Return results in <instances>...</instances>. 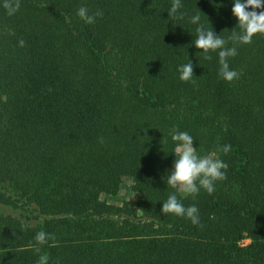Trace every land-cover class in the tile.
<instances>
[{
	"label": "trees",
	"instance_id": "trees-1",
	"mask_svg": "<svg viewBox=\"0 0 264 264\" xmlns=\"http://www.w3.org/2000/svg\"><path fill=\"white\" fill-rule=\"evenodd\" d=\"M233 3L0 0V264H264V34L228 41L232 82L195 47L198 26L240 32ZM173 127L201 156L231 145L212 194L168 185ZM170 194L203 226L163 214Z\"/></svg>",
	"mask_w": 264,
	"mask_h": 264
},
{
	"label": "clouds",
	"instance_id": "clouds-1",
	"mask_svg": "<svg viewBox=\"0 0 264 264\" xmlns=\"http://www.w3.org/2000/svg\"><path fill=\"white\" fill-rule=\"evenodd\" d=\"M4 9L8 15H14L20 9V0H3ZM182 7L181 0H172V6L168 11V16H175L178 10ZM252 10L249 11L248 9ZM264 0H234L231 9L232 15L238 20L237 27L240 32L233 31L228 37V40L216 35L212 28L206 29L203 26L196 28L197 38L195 40V47L202 50V55L205 60H211V52L218 51L219 58V76L227 81L232 82L238 79L240 73L231 70L228 59L237 55L235 46L227 47L228 41L242 44H251L252 37L256 34H264ZM77 15L88 24L95 22L96 17L103 15L102 11H97L93 15H89L88 9L81 6ZM178 18H182V15ZM200 16L195 15L190 18V22L198 24ZM25 42L23 39L19 41V46L23 47ZM180 73V80L184 82L192 81L193 79V65L189 60L188 63L181 65L178 68ZM169 135L172 141L177 142L175 147L176 159L173 162V168L168 176L167 183L174 189L191 195L193 198L203 188L208 194L215 191L216 181L226 179V169L228 165L219 158L217 153L227 154L231 150V145L225 144L217 149V153L211 155L198 154L196 147H193V137L188 132L177 131L175 127L170 130ZM103 142L101 138V143ZM161 212L163 214H174L179 217H184L191 221L194 225L203 226L199 219V210L195 205L185 207L175 194H170L167 200L163 203ZM210 219H215L212 215ZM28 227L27 224L24 225ZM35 240L37 244L43 245L49 240L55 241L53 234H48L40 231L36 234ZM52 246H55L53 244ZM40 249L37 248L36 251ZM38 264H47V256H42Z\"/></svg>",
	"mask_w": 264,
	"mask_h": 264
},
{
	"label": "rangeland",
	"instance_id": "rangeland-1",
	"mask_svg": "<svg viewBox=\"0 0 264 264\" xmlns=\"http://www.w3.org/2000/svg\"><path fill=\"white\" fill-rule=\"evenodd\" d=\"M247 241H248V238H243V239L241 240L242 243H246Z\"/></svg>",
	"mask_w": 264,
	"mask_h": 264
}]
</instances>
